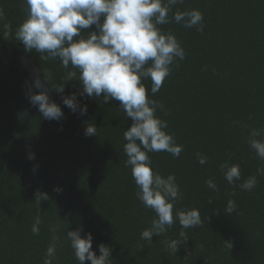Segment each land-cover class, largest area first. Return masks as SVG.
<instances>
[{"label":"trees","instance_id":"obj_1","mask_svg":"<svg viewBox=\"0 0 264 264\" xmlns=\"http://www.w3.org/2000/svg\"><path fill=\"white\" fill-rule=\"evenodd\" d=\"M23 0H0L5 18L0 21V264H44L55 235L53 264H79L67 231L83 227L91 232L93 250L111 249L113 264H264V168L248 144L252 128H264V0H184L177 10L197 9L203 30L185 28L175 21L161 27L175 34L186 56L177 60L161 89L149 98L163 105L157 115L166 120V131L183 145L179 157L167 152L149 155L153 169L166 177L174 174L181 199L175 208L198 209L201 224L172 227L149 242L141 238L156 218L137 198L138 188L125 165L123 132L132 120L114 99L81 96L77 80L61 81L67 71L59 61L41 60L15 39L25 18ZM11 25L10 30L4 28ZM95 26L84 30L94 31ZM47 69L52 83L65 85L58 93L48 85L52 101L63 117L44 119L29 101L35 71ZM41 75V79H42ZM77 94L81 114L63 104ZM96 135L85 134L87 126ZM34 159H29V154ZM197 153L208 158L200 165ZM239 164L241 179L229 184L222 164ZM255 175L251 191L240 184ZM213 179L214 191L206 181ZM59 189V191H57ZM37 194L47 199L37 200ZM229 200L235 209L225 211ZM39 217V234L32 232ZM180 239L177 253L165 241ZM226 243L230 244L228 247ZM90 264V261H85Z\"/></svg>","mask_w":264,"mask_h":264},{"label":"clouds","instance_id":"obj_2","mask_svg":"<svg viewBox=\"0 0 264 264\" xmlns=\"http://www.w3.org/2000/svg\"><path fill=\"white\" fill-rule=\"evenodd\" d=\"M26 5L25 18L18 25L15 39L21 42L25 51L40 54L41 60L59 59L66 76L61 81L79 80L82 84L81 96L100 97L103 102L114 99L132 125L123 132L126 143L123 145L127 156L126 166L131 167V175L138 188L137 198L146 208L152 209L156 218L149 228L141 233V238L149 242L153 236L166 233L176 220L181 231L179 237L183 243L188 241L183 229L201 224L198 209H176L175 205L182 197L174 174L166 177L153 169L150 153L167 152L179 157L183 145L177 144L173 133L166 131L168 123L156 113L163 105L149 98L145 80H151V94L157 93L165 79L170 76L172 66L186 56L184 48L171 31H164L162 25L172 21L185 28L197 27L203 30V14L197 9L177 10L169 16L174 5L184 0H23ZM5 18L0 8V21ZM95 26L94 31L84 30ZM4 28L10 30L11 25ZM42 75V79H41ZM58 93L65 91L63 83L53 84L52 73L47 69L37 70L31 87L29 101L37 106L44 119L59 121L63 111L51 100L48 85ZM63 104L73 112L78 107L81 114L87 113V105L79 106L77 94L63 98ZM85 134L96 135L94 125L87 126ZM248 144L260 161H264V128H252ZM200 165L208 158L197 153ZM34 159V154H29ZM221 171L229 184L241 179L239 164H222ZM257 172L264 175V168ZM207 186L216 190L213 179L206 181ZM257 186L255 175L244 180L240 187L251 191ZM59 191V189H57ZM47 195L37 194V200L47 199ZM235 203L229 200L225 211L231 214ZM41 220L36 218L32 227L39 234ZM59 225L52 228L53 243L45 253L44 264H53L56 257L58 237L55 235ZM83 227L67 231L66 239L70 243L75 259L79 264H113L111 249L105 244L98 245L99 255L93 250L91 232L84 234ZM166 247L177 253L180 239L165 241ZM228 247L230 244L226 243Z\"/></svg>","mask_w":264,"mask_h":264}]
</instances>
